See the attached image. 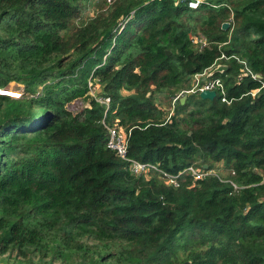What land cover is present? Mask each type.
I'll use <instances>...</instances> for the list:
<instances>
[{
    "label": "trees",
    "instance_id": "16d2710c",
    "mask_svg": "<svg viewBox=\"0 0 264 264\" xmlns=\"http://www.w3.org/2000/svg\"><path fill=\"white\" fill-rule=\"evenodd\" d=\"M87 1L0 0V264H264L262 83L231 59L213 75L230 104L194 93L169 115L155 95L189 89L222 52L264 81V0H116L89 22ZM91 79L129 156L227 174L134 175L107 146Z\"/></svg>",
    "mask_w": 264,
    "mask_h": 264
},
{
    "label": "built area",
    "instance_id": "2783aa9c",
    "mask_svg": "<svg viewBox=\"0 0 264 264\" xmlns=\"http://www.w3.org/2000/svg\"><path fill=\"white\" fill-rule=\"evenodd\" d=\"M143 1L144 3H149L154 0H143ZM202 2L203 0H189L188 5L190 8L196 9L202 4ZM193 41L196 43V45H199L200 50L210 45L209 40L203 35L194 38ZM231 59L232 60L234 59L241 64L240 69L243 75H250L253 79L258 80L259 82L262 83L259 89L250 92V94L255 96L260 91V89L264 88V81L262 75L260 73L254 72L250 68L245 58H241L236 54L227 55L225 52H222L221 55L215 60L214 64L211 67H209L203 73H196L193 75L192 88L180 91L175 96L174 102H176L177 99L180 98V95L183 94H194V93H200L201 91L204 90H215L217 92V96L221 95V99L223 102L230 104L233 98L232 99L228 98L225 82L221 77L209 76L208 70L210 72L219 64H225L224 63L225 60L228 61ZM205 77H207V79L204 80ZM94 86H95L94 83L91 80H89V88L91 93H93V90L95 88ZM98 96L99 98L95 95V98L97 100H100L102 103L106 104L103 123L105 124L109 132L107 146L108 148L112 149L121 159L128 162L129 169L134 175H142L148 172H154L157 173L160 178L166 180V183L168 185H173L175 187H178L180 185L179 178L186 172L190 173L195 180L203 179L206 176L217 175V172H219L217 171V168L203 167L198 169V167L194 165H189L183 170L175 173L163 168L160 163L141 161L129 156L128 149H129L130 132L125 133L121 131L117 126H111L106 123V116L110 108L111 98L110 96H100L99 94Z\"/></svg>",
    "mask_w": 264,
    "mask_h": 264
},
{
    "label": "rangeland",
    "instance_id": "374dc122",
    "mask_svg": "<svg viewBox=\"0 0 264 264\" xmlns=\"http://www.w3.org/2000/svg\"><path fill=\"white\" fill-rule=\"evenodd\" d=\"M116 0H88L87 1V8L84 10L83 14H82V19L84 20H87V22L89 21H93L94 19H104L106 18V15L109 13V11L111 10L112 11V5ZM81 18L79 20H82ZM225 23V22H224ZM223 23V24H224ZM80 24V23H79ZM79 26V25H77ZM196 48L200 50L199 48V45H196ZM208 73L209 70H208ZM191 86L190 88H192L193 86V76L191 77ZM91 81L94 83V90H93V93L90 92L91 96L97 100L95 98V95L99 98L98 94L100 92H104V85L102 83H99L98 80L96 79H91ZM189 88V89H190ZM182 90H187V89H178V90H175L176 92L175 93H172L173 91H169V90H166L164 92H161V93H155L156 96L159 97V100H158V103L160 102V105L161 107L166 111L167 114L171 115L173 112H174V106H175V102H174V98L175 96ZM24 91V86L20 83H17V82H12L9 87L4 90L3 92L5 93H8L14 97H20L22 95ZM124 94H128V93H125L123 92ZM189 94H183V95H180V98L177 99V100H181L183 97H187ZM111 98V97H110ZM90 100L91 98H89L86 102H85V106H89L90 105ZM100 102V104L104 105L106 107V104L102 103L100 100H97ZM111 102L112 100L110 101V106H111ZM116 123H118V120H116ZM108 124V123H107ZM109 125V124H108ZM121 131L125 132V133H129L130 131H127L125 127L123 126H117ZM202 159H199L197 160L196 164H192L196 167H198V169L200 168H203L201 166H199L202 162ZM207 165V164H206ZM214 166H217L220 167V172H222L221 174H224L226 175L228 170H226V168L224 169L223 167V163H218ZM204 168H206L204 166ZM207 168H209V166L207 165ZM165 183H166V180L162 179ZM1 264H9L7 262H3Z\"/></svg>",
    "mask_w": 264,
    "mask_h": 264
},
{
    "label": "water",
    "instance_id": "95a60500",
    "mask_svg": "<svg viewBox=\"0 0 264 264\" xmlns=\"http://www.w3.org/2000/svg\"><path fill=\"white\" fill-rule=\"evenodd\" d=\"M230 26V22H225L223 24V29H228ZM170 53V51H168ZM228 68L227 64H219L217 67H215L213 70L210 71L209 76H213L216 72H224ZM207 79V77L204 78V80ZM200 97L204 99H214L217 96V92L215 90H204L200 92ZM186 96L181 99L182 102L186 100ZM207 168V165H205ZM183 264H191V261H186Z\"/></svg>",
    "mask_w": 264,
    "mask_h": 264
}]
</instances>
